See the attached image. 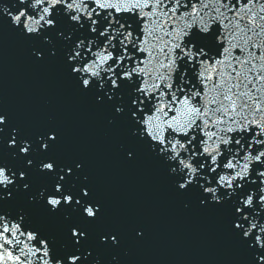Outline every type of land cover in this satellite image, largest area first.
Masks as SVG:
<instances>
[{
	"label": "snow or ice",
	"instance_id": "snow-or-ice-1",
	"mask_svg": "<svg viewBox=\"0 0 264 264\" xmlns=\"http://www.w3.org/2000/svg\"><path fill=\"white\" fill-rule=\"evenodd\" d=\"M5 35L122 167L219 222L221 264H264V0H0ZM110 215L66 125L0 105V264H127L148 230Z\"/></svg>",
	"mask_w": 264,
	"mask_h": 264
}]
</instances>
